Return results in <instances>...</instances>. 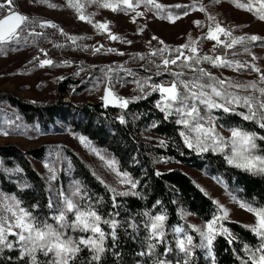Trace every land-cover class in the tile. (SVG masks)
I'll use <instances>...</instances> for the list:
<instances>
[{"label": "rangeland", "instance_id": "1", "mask_svg": "<svg viewBox=\"0 0 264 264\" xmlns=\"http://www.w3.org/2000/svg\"><path fill=\"white\" fill-rule=\"evenodd\" d=\"M77 2L82 5L80 11L69 5V0H13L11 10L27 16L29 20L19 32V40L0 45V146L14 145L24 152L44 147L47 150V157L43 159L29 157L28 168L35 169L43 177L42 184L46 191H49L57 201H61L62 194L59 182L61 169L63 168L62 172L67 176L65 180L68 181L66 178H72L73 175L77 178V170L75 171L74 164L68 156V150L75 152L109 187L115 188L118 192H128V195L135 193L140 197L137 187L132 189L130 185L121 184L115 172L105 163L106 160L115 161L117 169L123 173L117 161L68 124L78 123L80 120L75 113H69L67 110L89 103H104L103 97L109 88L116 95L134 103L155 93L153 85L170 86L172 82H176L180 91L183 83L200 84L197 76L201 75V69L211 77H218L224 81V86L238 95H256L258 92L251 88H236L229 85L256 83L258 88L264 87V83L260 82V76L264 74V21L257 19L252 12L235 7L230 0L219 2L155 0L156 4L163 6L164 12L157 10L154 5L147 4L145 0H132L135 11L121 5L123 10L118 9L116 12L102 7L104 0H72L73 4ZM238 2L247 4L250 0ZM251 3L254 8L259 7L256 0H251ZM0 4H6V0H0ZM201 8L204 10L200 11ZM9 11L7 6L0 10V18L8 15ZM81 12L91 20V23L79 19ZM169 14L178 15L180 19L172 23L166 18ZM209 17H214L215 21ZM100 23L109 25L107 32L95 27ZM214 23H219L232 32L231 37L221 36L220 45L206 38L209 26ZM49 24L55 27L47 26ZM109 33L119 39H111ZM250 36H259L262 39L250 41L247 39ZM69 37L76 38L75 43ZM234 37H245V40L231 48L225 47ZM193 41L196 42L195 55L200 59V63L191 61L189 67L184 64V58L181 57L177 64L164 67V59L176 58L178 55L176 50ZM164 48L168 51L161 53L159 50ZM182 50L186 57L194 55L189 49ZM153 52L157 54L153 56ZM205 55L213 59L220 56L228 61L230 66H214L213 63L202 59ZM46 59L52 60L53 64L40 67L41 61ZM237 65L242 67L238 68ZM253 66L259 68L260 72L254 71ZM146 70L165 76L161 82L151 84L149 79L143 77ZM176 73H180L181 77H175ZM157 93L160 102L161 97L158 91ZM10 97L28 105H51L61 97V101L66 105L63 106L64 111L60 113L57 111L53 123L44 129L36 117L26 118L20 108L10 102ZM191 103L192 101L189 102ZM201 115L210 116L206 108ZM205 127H208V124L205 123ZM5 132L8 134L4 135ZM186 134L193 138L195 136V133L187 131ZM219 135L227 141L231 139L230 131L222 130ZM81 136L86 138V143L80 142ZM153 138L158 139L155 134H151L148 140L143 137L146 141ZM114 144L113 139L107 140V145ZM227 144L231 148V144ZM101 156L104 160L100 158ZM129 158V155H126L128 167L132 164ZM173 168H179L189 174L214 202H219V205L227 209L229 212L227 221L245 226L256 224L255 216L239 207L237 200L227 192L219 179L187 166L167 163V160L163 162V170ZM14 173L16 171L8 170V174ZM53 175L55 179L52 178ZM76 188L77 186L71 182L66 186L65 193L68 198L77 196L72 195ZM13 203L12 198L0 188V216L9 217V222L13 218L11 213L5 210V205ZM87 205L88 202L84 201L82 210H85ZM70 218L74 225L75 213ZM183 218L196 229L205 227V222L185 210ZM99 227L106 233L107 240L114 241L110 225L107 226L101 220ZM76 229L77 242L80 239H98L90 230ZM12 231L18 233L19 229ZM7 242L23 248L18 236L7 235ZM79 247L90 248L85 245Z\"/></svg>", "mask_w": 264, "mask_h": 264}, {"label": "trees", "instance_id": "2", "mask_svg": "<svg viewBox=\"0 0 264 264\" xmlns=\"http://www.w3.org/2000/svg\"><path fill=\"white\" fill-rule=\"evenodd\" d=\"M163 76L165 75H156L155 71L147 70L143 74L151 84L161 82ZM174 76L181 77V75ZM214 78L215 80H211L202 73L197 76L200 84H213L221 88L218 83L221 80L218 77ZM181 89V93L186 91L183 87ZM223 90L238 95L224 85ZM248 96L259 97V93ZM9 100L15 107L20 108L26 118L36 117L44 129L53 123L57 111L63 112V106L66 105L61 101V97L51 105H28L12 97ZM158 102L156 91L135 103L130 102L125 109L106 107L104 103L98 102L75 107L74 111L67 110L69 113H75L80 120L78 123L68 124L114 158L120 170L127 172L138 182L140 197L136 195L116 197L117 206L113 207V194L108 190L109 186L99 179L91 167L75 152L68 150V156L74 164L75 171L77 170V178L73 175L72 178H66L71 179L70 181L65 180L67 176L62 172L63 168L61 169L59 182L62 194L61 201H57L49 191H46L42 184L43 177L35 169L28 168L29 157L46 158L47 150L42 147L24 152L14 145L0 146L1 190L8 197H14L19 201L20 207L28 210L38 221L47 222L60 231L64 239L71 237L77 242L78 234V229L72 227L70 218L75 212L65 211L66 226L63 228L56 220L65 209L63 201L68 198L65 191L70 182L80 188V194L72 200L81 210L85 201L97 211L102 220L115 219L118 222L116 239L109 241L105 238L106 251L101 254L99 261L93 260L94 253L91 248L80 247L75 258L70 260V264H156L158 259L166 261L167 264L183 263L184 260H188L189 264H244V261L251 264L245 245L255 250L260 244V239L245 225L237 222L224 221V226L232 233L233 242L229 243L222 236H218L214 241L211 255L209 254L208 249L203 246L204 241L199 232L194 231V227L183 218V210L206 223L214 214H219L217 204L189 174L179 168L163 170L162 165L167 160V163H176L202 171L208 176L219 179L225 185L227 192L237 201H248L254 207L264 206V174L246 172L229 165L225 155L231 154L232 150L227 143L223 152L213 151L211 147L202 152L188 148L180 136L181 131L187 130L176 122L180 117L173 111V114L166 118L165 113L157 107ZM197 106L201 112L205 110V106L200 105L198 101ZM246 111L244 107H237L235 112L229 113L223 112L222 109H213L209 115L215 118L218 133L239 127L245 131L255 132L258 136H264V129H261L258 123L245 121L239 115ZM151 134H155L158 139L146 141ZM108 139H113L115 144L107 145ZM161 141L164 143L161 144ZM225 141L227 142L226 139ZM256 143L258 148L255 153L264 155V140L258 139ZM126 155L132 160L129 167ZM5 169L7 170L4 171ZM8 170L16 173L10 175ZM145 213L153 217L156 215L166 217L162 239L150 238V227H146L150 225V218ZM176 228H181L183 231L177 233ZM186 236L192 237V245H187ZM181 239L185 240V246L190 249L191 256L180 250L178 241ZM149 245H154V248L150 250ZM141 253L145 254L141 255ZM34 255L35 264H53L56 259L54 253L44 255L41 250H37ZM0 264H32V260L26 253L22 255L21 247L12 245L9 249L0 245Z\"/></svg>", "mask_w": 264, "mask_h": 264}, {"label": "snow or ice", "instance_id": "3", "mask_svg": "<svg viewBox=\"0 0 264 264\" xmlns=\"http://www.w3.org/2000/svg\"><path fill=\"white\" fill-rule=\"evenodd\" d=\"M149 5H154L157 10L164 12L163 6L156 4L155 0H145ZM219 2V0H216ZM235 7L252 12L257 19L264 21V0H256V3L259 4L258 8H254L251 0L249 3H239L238 0H230ZM13 0H6V4H0V10L4 9L6 6L9 8V14L0 18V45L11 44L13 41L19 40V32L22 30L23 26L28 22L29 18L25 15H22L16 11H12ZM69 5L76 7L78 11L82 8L78 2L76 4L72 3V0H69ZM121 5L124 8H129L135 11L132 0H104L102 7L110 9L113 12H116L118 9H121ZM54 7V5H49ZM139 6V3L136 4V7ZM179 7V5H177ZM203 11L204 9H199ZM187 15V13H185ZM170 22L175 23L176 20L180 19V16H173L171 14L166 17ZM79 19L88 23H91L87 17L81 12ZM210 20L215 21L214 17H209ZM134 22V21H133ZM199 24V22H196ZM44 26V25H41ZM49 27H55V25L49 24ZM100 30L108 31L109 25L106 23H100L95 25ZM109 36L113 40L119 39V37L109 33ZM221 36L231 37L232 32L228 29L222 27L219 23H214L209 26L207 39L215 41L217 45L222 43ZM70 40L75 43L74 37H69ZM153 39H156L153 37ZM250 41H258L262 38L259 36H250L247 37ZM245 40V37L232 38L230 43L226 44L225 47L231 48L235 44L242 43ZM163 43V41H161ZM196 42H190V44H185L182 46V49H189L194 55L185 56L182 49H177L178 55L173 59H164L163 65L167 68L170 64H177L178 60L181 57L184 58V64L191 67L190 62L194 61L195 63H200V59L195 55L197 53V48L195 47ZM100 49H96L99 51ZM109 51H113L109 49ZM161 53L168 51L167 48L160 49ZM123 55V53H120ZM157 53L153 52L152 55L155 56ZM204 61H209L213 63L214 66H230L228 61L224 60L220 56H216L213 59L210 56L205 55L202 58ZM53 64L52 60H43L40 63V67L51 66ZM237 67H242V65H237ZM253 70L260 72L259 68L253 66ZM203 75H207L209 79L215 80L214 77H211L209 73H204L203 70H200ZM175 75L179 76L180 73ZM260 82L264 83V74L260 76ZM221 85V88L218 89L213 84H199L193 82L192 84L183 83L182 87L186 90L184 93H181L178 89L177 83L172 82L170 86H165L163 84L153 85V91H158L161 97L160 102H158L157 107L160 108L162 112L165 113V117L173 114V111L180 117L176 122L183 125L187 130V133H195L194 138L186 134V132L181 131L180 136L183 138L184 144L196 151H207L209 147L213 151H224V145L226 143L231 144V154H226L225 159L227 163L235 168L244 170L246 172H252L256 174H264V155H257L255 151L258 148L256 141L258 139L264 140V136H258L255 132L245 131L239 127H234L229 129L231 132L230 141H225V139L219 135L216 131L215 118L211 116H202L201 110L197 106V101L200 105H204L207 112L211 113L213 109H222L223 112H235L237 107L246 108V113H239L245 121H254L258 123L261 129H264V87L258 88L256 83H251L249 85H229L230 87L236 88H251L259 93V97L254 96H238L228 93L223 90L224 81H218ZM195 89V90H193ZM207 89V90H206ZM105 106H113L121 109L128 107L130 101L123 97L116 95L111 88L105 91L103 97ZM189 101H192L189 104ZM175 106V107H174ZM204 121V123H201ZM124 120L121 117V123ZM205 123L208 124V127H205ZM7 135L8 133H3ZM80 142L86 143V138L81 136ZM164 142L161 141V144ZM104 160V157H100ZM107 167L115 172L116 176L119 178V182L124 185H130L132 189L137 187V181H134L127 172H120L117 169L116 162L112 160L105 161ZM52 171V169H49ZM159 175V173H158ZM55 179V176L52 177ZM103 183V181H102ZM108 190L113 194V207H116V197L128 195V192H118L115 188L109 187ZM80 194V188L77 186L75 191L72 193L73 196ZM135 195V193H131ZM14 203L10 205H5V210L11 213L12 221L9 222V217L0 216V245L6 246L11 249L12 244L7 242V235L18 236L19 241L22 243V255L26 253L31 257L32 264L36 262V253L37 250L44 252V255L48 253H54L56 259L53 261V264H70V260L74 259L76 254L80 251L78 245H85L91 248L93 251V260L99 261L101 254L106 251L104 246V241L106 233L102 231L99 227V224L102 220V217L94 210L91 205L85 206V210H81L80 206L77 203H74L71 198H65L63 204L65 205L64 211H61L60 215L56 217L58 223L61 227L66 226L65 222V211L66 212H75V224L72 225L73 228H79L81 231H91L94 235L98 236V239H80L78 243L74 241L71 237L64 239L62 238V233L57 229L53 228L47 222L38 221L28 210L20 207V202L12 198ZM217 204V210L219 214H214L212 219L206 222L204 229L193 228L194 231H198L202 240L204 241L203 246L206 247L211 255V250L214 244V241L218 236H222L229 243L233 242L232 233L227 227L224 226V221H227L229 218V212L223 206L219 205V202H214ZM239 207L244 211L251 213L256 218L255 225H246L255 236L260 239L259 246L253 250L248 245H245V251L248 253V259L251 261V264H264V206L254 207L252 203L248 201H237ZM51 206V204L49 205ZM145 215H149L145 213ZM150 238L152 239H162L164 236V222L166 217L164 215L150 216ZM104 224L110 225L112 232V239H116V229L118 227V222L115 219H105L103 220ZM12 229H19V232H13ZM175 231L180 233L183 231L181 228H176ZM187 245H192V237L186 236ZM178 246L182 252H185L187 256H191V251L185 246V240L181 239L178 241ZM154 248V245H149V249ZM145 253H141L144 255ZM214 259V258H213ZM156 264H167L164 260H157ZM179 264V262H178ZM183 264H189L188 260H184ZM244 264H248V261H244Z\"/></svg>", "mask_w": 264, "mask_h": 264}, {"label": "water", "instance_id": "4", "mask_svg": "<svg viewBox=\"0 0 264 264\" xmlns=\"http://www.w3.org/2000/svg\"><path fill=\"white\" fill-rule=\"evenodd\" d=\"M6 16H7V15H6ZM106 107H113V106L109 105V106H106Z\"/></svg>", "mask_w": 264, "mask_h": 264}]
</instances>
